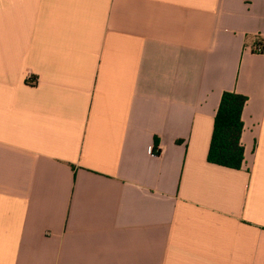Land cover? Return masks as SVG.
Masks as SVG:
<instances>
[{
    "label": "crops",
    "instance_id": "obj_1",
    "mask_svg": "<svg viewBox=\"0 0 264 264\" xmlns=\"http://www.w3.org/2000/svg\"><path fill=\"white\" fill-rule=\"evenodd\" d=\"M257 43L264 0H0V264H264Z\"/></svg>",
    "mask_w": 264,
    "mask_h": 264
},
{
    "label": "trees",
    "instance_id": "obj_2",
    "mask_svg": "<svg viewBox=\"0 0 264 264\" xmlns=\"http://www.w3.org/2000/svg\"><path fill=\"white\" fill-rule=\"evenodd\" d=\"M253 52L264 53V44L258 43ZM247 102L243 95L225 91L217 110L208 152V161L219 166L240 169L244 161L241 136L244 129L242 112Z\"/></svg>",
    "mask_w": 264,
    "mask_h": 264
},
{
    "label": "built area",
    "instance_id": "obj_3",
    "mask_svg": "<svg viewBox=\"0 0 264 264\" xmlns=\"http://www.w3.org/2000/svg\"><path fill=\"white\" fill-rule=\"evenodd\" d=\"M257 44H258V43H257ZM254 46H256V44H255ZM254 46H253V47H254ZM152 151H153V149H152Z\"/></svg>",
    "mask_w": 264,
    "mask_h": 264
}]
</instances>
